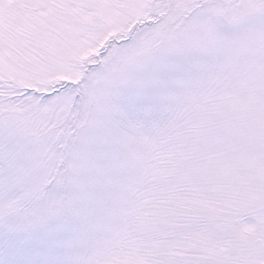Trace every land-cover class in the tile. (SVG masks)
I'll return each instance as SVG.
<instances>
[{
	"label": "snow or ice",
	"instance_id": "obj_1",
	"mask_svg": "<svg viewBox=\"0 0 264 264\" xmlns=\"http://www.w3.org/2000/svg\"><path fill=\"white\" fill-rule=\"evenodd\" d=\"M0 264H264V0H0Z\"/></svg>",
	"mask_w": 264,
	"mask_h": 264
}]
</instances>
